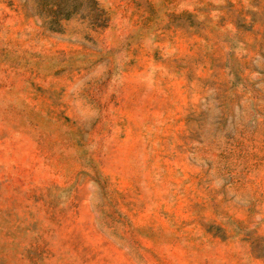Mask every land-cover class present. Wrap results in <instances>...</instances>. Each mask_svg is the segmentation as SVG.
Returning a JSON list of instances; mask_svg holds the SVG:
<instances>
[{"label":"rangeland","instance_id":"1","mask_svg":"<svg viewBox=\"0 0 264 264\" xmlns=\"http://www.w3.org/2000/svg\"><path fill=\"white\" fill-rule=\"evenodd\" d=\"M0 264H264V0H0Z\"/></svg>","mask_w":264,"mask_h":264}]
</instances>
